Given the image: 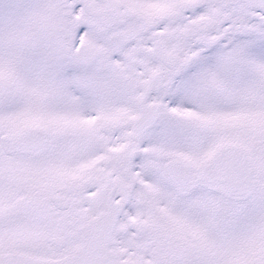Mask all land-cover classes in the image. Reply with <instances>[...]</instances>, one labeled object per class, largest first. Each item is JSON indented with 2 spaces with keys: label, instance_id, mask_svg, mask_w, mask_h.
I'll return each instance as SVG.
<instances>
[{
  "label": "snow or ice",
  "instance_id": "1",
  "mask_svg": "<svg viewBox=\"0 0 264 264\" xmlns=\"http://www.w3.org/2000/svg\"><path fill=\"white\" fill-rule=\"evenodd\" d=\"M0 264H264V0H0Z\"/></svg>",
  "mask_w": 264,
  "mask_h": 264
}]
</instances>
